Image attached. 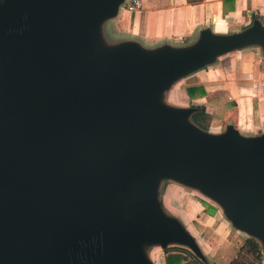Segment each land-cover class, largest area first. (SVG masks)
<instances>
[{
  "label": "water",
  "instance_id": "1",
  "mask_svg": "<svg viewBox=\"0 0 264 264\" xmlns=\"http://www.w3.org/2000/svg\"><path fill=\"white\" fill-rule=\"evenodd\" d=\"M123 1L0 0V264H152L153 244L200 255L157 199L162 177L218 203L264 263V132H207L196 106L162 102L218 55L264 45V27L104 45Z\"/></svg>",
  "mask_w": 264,
  "mask_h": 264
},
{
  "label": "crops",
  "instance_id": "2",
  "mask_svg": "<svg viewBox=\"0 0 264 264\" xmlns=\"http://www.w3.org/2000/svg\"><path fill=\"white\" fill-rule=\"evenodd\" d=\"M124 1L116 15L100 26V35L105 29L110 46L135 42L148 50L164 45L178 48L195 43L204 29L229 35L254 22L264 27V0H142V7L135 11H128ZM197 85L205 94L189 97L186 88ZM162 102L176 108L204 107L214 122L213 133H222L231 120L241 135H260L264 132V45L255 43L218 55L213 62L176 79L164 90ZM197 191L201 197L188 198L185 215L170 209L200 252L193 253L199 263L189 257L182 264H229L250 236L231 224L218 203ZM164 204L160 203L162 209ZM205 205L213 208L211 215L205 212ZM150 246L146 252L152 264H166L165 249L178 245ZM257 264H264L262 256Z\"/></svg>",
  "mask_w": 264,
  "mask_h": 264
},
{
  "label": "trees",
  "instance_id": "3",
  "mask_svg": "<svg viewBox=\"0 0 264 264\" xmlns=\"http://www.w3.org/2000/svg\"><path fill=\"white\" fill-rule=\"evenodd\" d=\"M186 91L191 98H195L196 95L203 96L205 94L204 89L199 85L187 87ZM191 119L193 123L202 129L208 127L207 122L209 120V114L202 106H197V110L192 114ZM202 204L204 205V203ZM211 209L213 208L209 205H205L204 210L207 214L211 215ZM261 250L259 243L254 238L248 237L239 248L237 256L233 258L229 264H257L261 260ZM165 254L166 264H182L184 261L188 260L189 257L194 258L190 250L179 246L166 248ZM195 262L199 263L196 259Z\"/></svg>",
  "mask_w": 264,
  "mask_h": 264
},
{
  "label": "rangeland",
  "instance_id": "4",
  "mask_svg": "<svg viewBox=\"0 0 264 264\" xmlns=\"http://www.w3.org/2000/svg\"><path fill=\"white\" fill-rule=\"evenodd\" d=\"M105 27H106V24L103 27V29ZM103 33H104V35H101L103 44L110 46L111 41L106 37V30L105 29L103 30ZM207 123H208V127L206 129H202V130H205L207 132H212V131L216 130V128L214 127L215 126L214 122L213 123L210 122V119H209ZM222 123L225 124L224 119H223ZM210 125L212 126V128H210ZM162 178H164V179H162L161 181L159 180L160 181L159 185L155 189L157 199L159 200L160 203L164 201L167 204L166 206H165V204L163 206V210L165 211V213H167L168 215L178 219V215L173 214L170 211V209L171 208H175V209L177 208L178 212L181 215H185L184 207L187 204L188 198H194V197L196 198V197H201V196H200L199 192L193 188H189L185 185H182V184L177 183L175 181L169 180L166 177H162ZM219 214L221 215V211H219ZM137 246L140 248V244H137ZM156 248L159 250L161 249V247L159 248V246H156ZM149 249H151V246H148L146 248L147 251H149Z\"/></svg>",
  "mask_w": 264,
  "mask_h": 264
},
{
  "label": "built area",
  "instance_id": "5",
  "mask_svg": "<svg viewBox=\"0 0 264 264\" xmlns=\"http://www.w3.org/2000/svg\"><path fill=\"white\" fill-rule=\"evenodd\" d=\"M125 8L128 11H135L142 7V0H125Z\"/></svg>",
  "mask_w": 264,
  "mask_h": 264
}]
</instances>
